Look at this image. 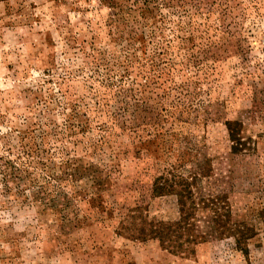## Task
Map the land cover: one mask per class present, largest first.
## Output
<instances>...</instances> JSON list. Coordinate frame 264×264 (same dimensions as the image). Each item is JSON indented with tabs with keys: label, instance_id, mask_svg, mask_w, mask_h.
Masks as SVG:
<instances>
[{
	"label": "rangeland",
	"instance_id": "rangeland-1",
	"mask_svg": "<svg viewBox=\"0 0 264 264\" xmlns=\"http://www.w3.org/2000/svg\"><path fill=\"white\" fill-rule=\"evenodd\" d=\"M0 264H264V0H0Z\"/></svg>",
	"mask_w": 264,
	"mask_h": 264
},
{
	"label": "trees",
	"instance_id": "trees-1",
	"mask_svg": "<svg viewBox=\"0 0 264 264\" xmlns=\"http://www.w3.org/2000/svg\"><path fill=\"white\" fill-rule=\"evenodd\" d=\"M154 197H162L164 195H175L178 199L179 211L181 214L180 222L164 225L161 230L156 231L151 237L158 239L163 245L168 248H175V239L181 237L184 226L197 214L200 204L196 203L195 194L193 193L192 184L189 179L178 177L172 180L170 177L162 176L155 180L152 190ZM208 203V202H207ZM208 206L206 202L203 205ZM139 238V237H138ZM241 243V242H240Z\"/></svg>",
	"mask_w": 264,
	"mask_h": 264
}]
</instances>
